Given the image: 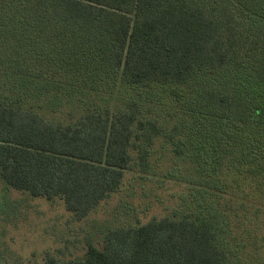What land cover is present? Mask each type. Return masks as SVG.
Here are the masks:
<instances>
[{"label":"trees","instance_id":"16d2710c","mask_svg":"<svg viewBox=\"0 0 264 264\" xmlns=\"http://www.w3.org/2000/svg\"><path fill=\"white\" fill-rule=\"evenodd\" d=\"M162 136L187 206L44 264H264V0H0L7 189L84 220Z\"/></svg>","mask_w":264,"mask_h":264},{"label":"rangeland","instance_id":"374dc122","mask_svg":"<svg viewBox=\"0 0 264 264\" xmlns=\"http://www.w3.org/2000/svg\"><path fill=\"white\" fill-rule=\"evenodd\" d=\"M156 109L167 112L162 107L151 114ZM174 148L163 136L157 138L149 169L128 170L119 191L81 221L74 220L58 199L33 198L7 189L0 181V262L44 264L46 254L80 251L87 240H97L104 228L136 226L178 214L191 199V182L199 178L193 174L190 158L177 156Z\"/></svg>","mask_w":264,"mask_h":264}]
</instances>
